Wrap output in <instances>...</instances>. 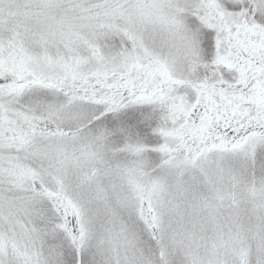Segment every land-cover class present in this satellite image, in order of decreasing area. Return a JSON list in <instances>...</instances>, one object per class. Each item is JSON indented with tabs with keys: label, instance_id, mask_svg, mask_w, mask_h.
Returning <instances> with one entry per match:
<instances>
[{
	"label": "snow or ice",
	"instance_id": "1",
	"mask_svg": "<svg viewBox=\"0 0 264 264\" xmlns=\"http://www.w3.org/2000/svg\"><path fill=\"white\" fill-rule=\"evenodd\" d=\"M0 264H264V0H0Z\"/></svg>",
	"mask_w": 264,
	"mask_h": 264
}]
</instances>
